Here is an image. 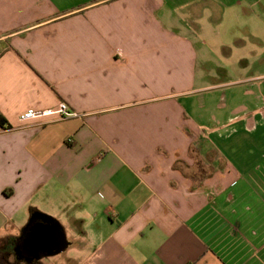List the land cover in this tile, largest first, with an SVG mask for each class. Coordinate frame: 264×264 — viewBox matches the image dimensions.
Listing matches in <instances>:
<instances>
[{
  "label": "crops",
  "instance_id": "obj_1",
  "mask_svg": "<svg viewBox=\"0 0 264 264\" xmlns=\"http://www.w3.org/2000/svg\"><path fill=\"white\" fill-rule=\"evenodd\" d=\"M224 5L0 0V244L18 247L0 264L21 246L46 264H264V30L249 15L226 43ZM215 49L251 55L210 82ZM61 101L83 115L20 118ZM60 224L70 244L46 255Z\"/></svg>",
  "mask_w": 264,
  "mask_h": 264
},
{
  "label": "rangeland",
  "instance_id": "obj_2",
  "mask_svg": "<svg viewBox=\"0 0 264 264\" xmlns=\"http://www.w3.org/2000/svg\"><path fill=\"white\" fill-rule=\"evenodd\" d=\"M231 1L235 0H225V5L222 8H218L217 12H214V17H221L223 15L224 18V25L223 29V37L226 43L237 42V36H241L243 32V28L239 29V26H247L248 20H246L247 16H252L256 18V26L260 27V30H264V22H259V17L264 16V0L260 6H232ZM227 4V5H226ZM213 11V10H212ZM215 11V10H214ZM251 11V12H249ZM210 13H207L209 15ZM254 14V15H253ZM254 18V19H255ZM238 21L243 23H237ZM236 37V38H234ZM208 43L211 40H207ZM232 46V45H230ZM211 49V48H210ZM213 50V49H211ZM246 52V49L244 50ZM203 56V61H199V73H203V70H207L208 80L211 82H230L233 79L237 78L236 76L239 75L242 68L247 66V62L249 61V56L247 52L245 54L239 55L238 50H234L233 52L230 49H220L217 51L216 49L214 52H208ZM202 56V55H201ZM201 59V57H200ZM207 60L204 61V60ZM204 62V65H202ZM203 69V70H202ZM74 251L71 249L69 251L72 254Z\"/></svg>",
  "mask_w": 264,
  "mask_h": 264
},
{
  "label": "flooded vegetation",
  "instance_id": "obj_3",
  "mask_svg": "<svg viewBox=\"0 0 264 264\" xmlns=\"http://www.w3.org/2000/svg\"><path fill=\"white\" fill-rule=\"evenodd\" d=\"M16 239L13 240H7L3 242V244H0V256H2L5 259H9V257L14 253L13 248H18L15 245ZM17 250V249H16ZM40 252L36 250H30L27 251L23 248V246L20 247V249L15 252V256L19 258L20 260L16 261L17 264H46L45 259L49 257H39L38 254Z\"/></svg>",
  "mask_w": 264,
  "mask_h": 264
},
{
  "label": "built area",
  "instance_id": "obj_4",
  "mask_svg": "<svg viewBox=\"0 0 264 264\" xmlns=\"http://www.w3.org/2000/svg\"><path fill=\"white\" fill-rule=\"evenodd\" d=\"M55 114L59 115L61 118L78 117L83 115L80 112L72 109L67 102L61 101L59 103L58 108H56L55 110L37 109L33 107L28 108L27 110L21 113L20 118L23 121H27L33 118L51 116Z\"/></svg>",
  "mask_w": 264,
  "mask_h": 264
},
{
  "label": "water",
  "instance_id": "obj_5",
  "mask_svg": "<svg viewBox=\"0 0 264 264\" xmlns=\"http://www.w3.org/2000/svg\"><path fill=\"white\" fill-rule=\"evenodd\" d=\"M59 228L61 229V232H60L61 241H59V239H57V238H52L49 235V233H48V236H49L48 238L50 239V241L54 242L56 244V250H53L52 252H49L46 255H55V254H58V253H60L62 251H65L68 248L69 244H70L69 239L67 237L66 230L63 227V225L60 224Z\"/></svg>",
  "mask_w": 264,
  "mask_h": 264
},
{
  "label": "trees",
  "instance_id": "obj_6",
  "mask_svg": "<svg viewBox=\"0 0 264 264\" xmlns=\"http://www.w3.org/2000/svg\"><path fill=\"white\" fill-rule=\"evenodd\" d=\"M0 124H2L3 126L9 127V128L12 127L9 124L8 120L4 116H2V115H0Z\"/></svg>",
  "mask_w": 264,
  "mask_h": 264
}]
</instances>
